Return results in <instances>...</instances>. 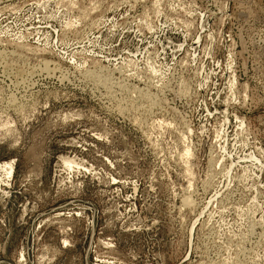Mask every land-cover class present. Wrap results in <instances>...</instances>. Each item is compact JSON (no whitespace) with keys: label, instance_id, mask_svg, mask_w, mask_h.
<instances>
[{"label":"rangeland","instance_id":"374dc122","mask_svg":"<svg viewBox=\"0 0 264 264\" xmlns=\"http://www.w3.org/2000/svg\"><path fill=\"white\" fill-rule=\"evenodd\" d=\"M0 264H264V0H0Z\"/></svg>","mask_w":264,"mask_h":264},{"label":"bare ground","instance_id":"6f19581e","mask_svg":"<svg viewBox=\"0 0 264 264\" xmlns=\"http://www.w3.org/2000/svg\"><path fill=\"white\" fill-rule=\"evenodd\" d=\"M68 7V6H67ZM156 7V6H155ZM83 13V12H82ZM131 20V19H130ZM91 25V24H90ZM88 26V25H87ZM70 29V28H69ZM84 30V29H83ZM74 33V32H73ZM5 44V43H4ZM37 48V47H36ZM39 48V47H38ZM93 62V61H92ZM190 130V129H189ZM189 164H190V162H189ZM223 169V168H222ZM188 170H190V169H188ZM187 170V171H188ZM213 184V183H212Z\"/></svg>","mask_w":264,"mask_h":264}]
</instances>
